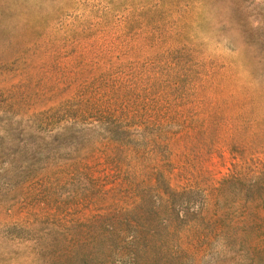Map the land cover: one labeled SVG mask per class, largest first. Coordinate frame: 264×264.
Returning <instances> with one entry per match:
<instances>
[{
    "label": "rangeland",
    "instance_id": "rangeland-1",
    "mask_svg": "<svg viewBox=\"0 0 264 264\" xmlns=\"http://www.w3.org/2000/svg\"><path fill=\"white\" fill-rule=\"evenodd\" d=\"M0 264H264V0H0Z\"/></svg>",
    "mask_w": 264,
    "mask_h": 264
},
{
    "label": "trees",
    "instance_id": "trees-1",
    "mask_svg": "<svg viewBox=\"0 0 264 264\" xmlns=\"http://www.w3.org/2000/svg\"><path fill=\"white\" fill-rule=\"evenodd\" d=\"M105 89V90H104ZM104 89L100 88V90H104L105 92L100 94L101 99H105L107 101H111L112 98L115 96L116 93V87L115 84L112 82L107 83V85L104 86ZM99 91H96L95 93H100ZM138 117V116H136ZM135 117V118H136ZM129 126H135L133 130L135 132H142L145 137H148L153 143H157L160 139V142H164V144H157L158 146H162L165 150V152L168 151V144H169V138H161L159 136L154 137L155 130H158L160 132V127L162 126L160 120L157 118V116H152L151 114L145 116V118H140L137 120V122H133L132 125Z\"/></svg>",
    "mask_w": 264,
    "mask_h": 264
}]
</instances>
